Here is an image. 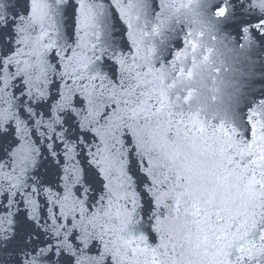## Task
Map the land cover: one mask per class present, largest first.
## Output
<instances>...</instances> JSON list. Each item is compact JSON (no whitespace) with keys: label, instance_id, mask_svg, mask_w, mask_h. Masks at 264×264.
I'll use <instances>...</instances> for the list:
<instances>
[{"label":"snow or ice","instance_id":"snow-or-ice-1","mask_svg":"<svg viewBox=\"0 0 264 264\" xmlns=\"http://www.w3.org/2000/svg\"><path fill=\"white\" fill-rule=\"evenodd\" d=\"M147 7L0 0V264H264V101L206 123L187 87L204 32L154 63L174 4L150 28ZM230 10L264 35V0Z\"/></svg>","mask_w":264,"mask_h":264},{"label":"water","instance_id":"water-1","mask_svg":"<svg viewBox=\"0 0 264 264\" xmlns=\"http://www.w3.org/2000/svg\"><path fill=\"white\" fill-rule=\"evenodd\" d=\"M172 2L174 12L166 26L150 40L155 47L154 63L167 64L185 46L189 31H203L201 54L208 48L212 51L209 61L202 63L187 81V87L200 97L191 108L199 110L201 118L213 126L221 122L238 126L250 109L264 101V35L250 33L244 39L231 10L229 18L216 17L215 6L222 0H190L188 7L182 5L189 0ZM146 3V24L150 28L161 13L160 0H146ZM250 15L243 18L249 19ZM118 21V14L109 7L106 14L109 30L117 34L126 32V26ZM117 39L121 38L117 36ZM123 41L126 42V37Z\"/></svg>","mask_w":264,"mask_h":264}]
</instances>
